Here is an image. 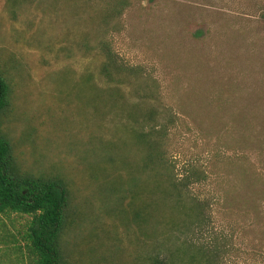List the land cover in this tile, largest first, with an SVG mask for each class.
<instances>
[{
  "label": "rangeland",
  "instance_id": "1",
  "mask_svg": "<svg viewBox=\"0 0 264 264\" xmlns=\"http://www.w3.org/2000/svg\"><path fill=\"white\" fill-rule=\"evenodd\" d=\"M72 3L0 0V71L12 95L0 130L23 170L66 177L69 218L95 214L107 224L109 236L99 230L61 235L67 264H127L114 251L121 248L131 259L135 233L115 213L103 211L105 190L82 172L75 155L76 138L90 126L82 124L69 81L89 70L98 75L96 54L80 44L85 32L93 37L98 27L88 13L85 19L76 16ZM112 47L153 78L151 99L173 127L176 172L183 173L188 162L207 176L189 186L204 208L195 220L183 219L172 237L201 242L220 237L227 246L220 264H264V189L258 206L237 201L241 166L264 174V137L260 146L252 144L264 125V0H131ZM133 81L125 78L128 103L150 97L133 89ZM114 120L113 114L104 119L109 128L100 131L103 136L112 137ZM260 181L263 186L264 176ZM27 224L28 215L0 212V239L8 234L16 239L15 264H32L29 242L22 238ZM87 228L82 225L84 232Z\"/></svg>",
  "mask_w": 264,
  "mask_h": 264
},
{
  "label": "trees",
  "instance_id": "2",
  "mask_svg": "<svg viewBox=\"0 0 264 264\" xmlns=\"http://www.w3.org/2000/svg\"><path fill=\"white\" fill-rule=\"evenodd\" d=\"M72 4L76 16L85 19L84 14L88 13L91 23L98 27L93 37L85 32L80 43L85 52L96 54L98 75L89 70L76 81H69L70 91L75 92L80 103L82 124L97 129L95 132L89 128L83 138H76L75 155L83 165L82 172L98 183L100 192L105 190L103 211L108 215L115 213L135 233L130 240L131 259L121 248L114 253L121 252L120 260L127 259V264H220L227 247L220 237L210 242L181 235L172 237L183 219L195 220L199 209L204 208L203 200L190 192L189 186L207 176L196 164L188 162L183 173L176 172L170 136L173 127L162 120L151 99L156 93L153 78L144 74L140 66L120 58L112 47L131 0H73ZM130 76L134 79L132 88L147 91L150 97L127 102L124 83ZM11 99L9 82L0 71V120L9 111ZM108 114L116 119L112 137L103 136L101 131L108 127L104 123ZM255 137L252 144L260 146L264 125L258 127ZM239 175L238 203L258 206L264 189L260 184L263 172L242 165ZM223 198L227 200L228 195L224 193ZM69 201L66 177L58 173L36 176L23 170L10 138L0 130V212L28 215L22 238L29 242L26 249L32 264H67L60 249L61 235H91L99 230L109 236L107 224L95 214L69 218L73 213ZM85 223L89 224L87 232L82 229Z\"/></svg>",
  "mask_w": 264,
  "mask_h": 264
},
{
  "label": "crops",
  "instance_id": "3",
  "mask_svg": "<svg viewBox=\"0 0 264 264\" xmlns=\"http://www.w3.org/2000/svg\"><path fill=\"white\" fill-rule=\"evenodd\" d=\"M0 240H2L0 243V263L15 264L16 239L11 236V234H8V236H5L3 237V239Z\"/></svg>",
  "mask_w": 264,
  "mask_h": 264
}]
</instances>
